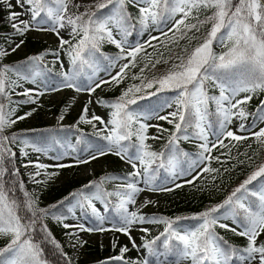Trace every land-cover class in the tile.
I'll return each mask as SVG.
<instances>
[{"label":"snow or ice","instance_id":"snow-or-ice-1","mask_svg":"<svg viewBox=\"0 0 264 264\" xmlns=\"http://www.w3.org/2000/svg\"><path fill=\"white\" fill-rule=\"evenodd\" d=\"M0 3L9 9H21L19 12L10 10L7 17L15 35L24 36L35 30L54 32L60 38L56 51L29 57L22 65H0V97L10 103L8 87L13 90L17 86L22 87L20 80L36 84L38 79L46 78L54 71L56 63L61 68L57 73L59 82L49 81L45 85L46 91L67 88L91 95L104 84H122L130 71L138 67V57L143 56L147 61L139 73L131 75V79L139 83L129 84L113 100L101 98L95 101L111 109L107 121L95 113L90 115L89 105L93 101L89 100L76 125L72 126L78 129L79 124H91L96 129L97 122L103 126L95 134L104 143L88 144L83 151L90 154L84 158L77 156V164H87L112 154L133 169L125 176L106 175L85 185L92 191L72 193L74 202L65 198L71 219L78 220L75 209L79 208L85 217L91 215L95 218L92 226L80 222L65 223L69 216L59 208L64 201L51 206L58 209L56 212L39 207V196L29 192L21 179L13 145H23L21 152L25 157L29 155V148L45 154L48 148L18 134L6 135L7 128L30 117L33 112L28 111L12 119L16 109L6 110V105L0 103V237L9 238L8 243L0 248V264H72L63 245L45 222L49 218L65 229H75L68 235L77 240L81 232L122 233L128 237L132 248L138 252L144 250L143 258L134 264H264V181L255 189L249 188L258 178L264 177V165L223 203L191 217L145 215L141 209L155 203L147 197L140 208L130 209L144 191H173L183 187L176 183L180 177L196 172L193 180L186 181L193 183L203 173L219 172V169L211 167L213 159L220 161L219 156L211 155L214 149L228 148L229 152H221V155H230L231 148L235 147L233 142L247 140L250 136L256 143L264 145V128L253 131L264 123V100L260 101L254 113L247 108L258 92H264V0H93L83 5L74 0H16L14 5L11 0H0ZM130 5L137 9L135 14L129 10ZM82 6L84 11L81 12ZM71 8L76 11H70ZM201 9L214 11L201 20ZM206 24H210V28L202 37L197 36ZM64 29H68L70 39L60 35ZM152 32L160 35H152ZM134 34L137 39L130 41ZM145 34L146 40L143 39ZM181 40H187L189 44L192 40L199 42L191 51L185 46L182 54L165 57L161 47L171 51L170 46L179 45ZM23 43V40L15 42L10 50L15 52ZM105 43L114 45L119 52L107 55L102 51ZM148 48L153 52H147ZM61 52L68 58V71L63 70L64 64L59 59ZM8 54L9 50L0 46V60ZM46 55L57 58L52 68L43 63ZM169 60L175 62L163 75L150 78L145 74L146 70L155 69L160 63L168 64ZM116 68L119 71L112 75ZM100 71L110 79L101 78ZM9 73H14L17 80H10ZM152 89L155 90L150 91ZM161 93L173 95L161 97ZM241 94L244 95L241 97ZM18 95L26 97L19 103L35 104L45 91L26 89ZM152 97L158 98L154 105L139 103ZM66 112L67 107L58 117L60 121ZM249 117L251 123H248ZM149 121H163L171 129ZM150 128L156 129V133L149 135ZM164 133L168 134L164 149L153 151L148 141L161 139ZM226 140L228 144H225ZM181 141L198 142L199 151L195 157L180 148ZM64 155L67 153L52 159L59 161ZM185 158L190 163L181 168ZM205 162L208 163L205 165ZM201 165L205 166L201 168ZM22 166L35 169L28 173L31 182L46 185L59 175V172H48L47 169L73 165L28 161ZM41 176L44 178L40 179ZM113 181L121 183L116 184L113 191H107L104 185ZM170 184L174 187H168ZM18 191L22 195L18 196ZM113 197L115 202H112ZM94 201L110 208L113 215L106 217ZM189 219L197 223H180ZM106 223L110 227H106ZM144 224H163L164 231L147 239L150 230L138 228L146 234L141 237L142 244L138 245L131 233L134 226ZM217 228L243 237L246 243L242 246L231 243L217 232ZM83 243L86 241L80 242L81 247ZM115 246L116 241H113ZM128 251L129 247L124 245L120 255L110 260L124 261V254Z\"/></svg>","mask_w":264,"mask_h":264},{"label":"trees","instance_id":"trees-1","mask_svg":"<svg viewBox=\"0 0 264 264\" xmlns=\"http://www.w3.org/2000/svg\"><path fill=\"white\" fill-rule=\"evenodd\" d=\"M129 10L132 11L134 14L136 13L135 8H133L131 5L129 6ZM103 11H107V9H104ZM99 14V13H98ZM8 13L5 12V9L0 7V34H14V30L11 27L10 22L8 21ZM199 18L201 16L199 15ZM203 20V19H202ZM195 22V21H192ZM206 25H204L201 28V31L197 33V36H203L204 33H206ZM160 35V33H158ZM191 35V34H190ZM76 39H79L77 37ZM131 40L137 39L136 35L134 34L132 37L129 38ZM162 39H165L162 37ZM76 41L73 40V43ZM199 41L198 40H192L191 44L188 43L187 40H181L179 42V45H171V51L164 49L161 47V51H164L165 57H168L169 55H177L182 54V50L185 46L188 47L189 51H191V48L194 47ZM153 43H158L154 41ZM59 46L52 45L50 47H43L41 44L39 47H35L34 44H30L28 46V52L20 56L18 58H13L10 61V66L14 65H22L25 61L28 60L29 57L32 56H38V54L43 52H52L58 50ZM102 51L106 53L109 56L116 55L119 50L116 47H110L108 43L103 44ZM147 52L151 53L153 52L152 48H148ZM1 62V60H0ZM147 61L144 59L141 63V66L136 69V71L129 73L128 78L124 80V82L127 83V85L132 83H139V81H133L131 79V75L133 73H139L140 68L144 66V63ZM175 62L174 60H169L168 64L160 63L156 65L155 69H148L146 70L145 74L148 75L150 78L151 76H160L165 73V71L170 67V65ZM44 63V62H43ZM46 64L49 68H52L53 66L47 63ZM70 68V67H69ZM61 69H54L53 72H51L49 75H51L55 80L59 81V77L57 73H59ZM12 74V78H16V75L14 73ZM10 91V87L7 89ZM155 89H152L150 91H154ZM257 98L253 100L252 108H249V112H255L257 106L260 104L261 100H264V92H258ZM121 94L118 93L115 90H109L107 94L103 95L104 100H113L117 97H119ZM164 95H173V93H161V97ZM26 99V97L18 95L13 93L11 95V103L8 99L4 97H0V103H3L6 105L7 108H18L20 105V101H23ZM158 98L152 97L150 100H144L140 101L139 103L143 106H149L154 105L157 103ZM50 110H55L57 112V116L59 117L61 113L63 112L62 103H58L57 105L48 106ZM132 107H136L133 105ZM57 119L52 124H34L32 127L26 129L23 128V126H18V130L20 132L18 135L27 138L31 142H37L39 145L47 147V148H53L57 150L58 152H62L64 150V147L67 143V141L71 138L73 140V147L76 149V151L81 152L85 150L88 147V144H97V143H104L100 140V137L95 134V129L93 128V125L91 124H79L78 129L76 127H72L73 125H76L77 121L79 120L80 114L71 117L70 121L66 123H61V121ZM248 123H251V117H249ZM97 126V123H96ZM83 134V139H81V135ZM168 135L167 133H165ZM167 137L151 146L153 151H161L164 149V146L166 144ZM229 141L226 140L225 144H228ZM235 144V147H232V149L238 150V152L235 155H221V152L228 153V148H217L214 149L211 155L213 157L219 156L220 161H216L213 159L211 161V167L219 169V172L216 173H203L198 179H195L193 183H186L188 180H193V178L196 176V172L192 173L190 177L185 179L184 181L179 182V184H182L183 187L180 188H174L173 191H163L159 192V199L165 200L166 205L169 206L168 209L163 211H157L152 210L149 213H143L145 215L151 216H164V217H191L193 215L199 214L203 212L204 210L214 206L223 203L227 197L226 194L230 193L232 191V187H239L254 171H256L261 165L264 163V145L256 144V143H248L247 140L240 141V142H233ZM251 145V147H249ZM23 148V145L16 144L13 145V150L17 152V157L19 160L21 149ZM180 148L184 151L192 154L193 157L196 156L199 149L195 145V142L193 141H181ZM190 163L187 158H185L181 163V168H184L187 166V164ZM208 162H205V165ZM205 165H202L204 167ZM200 169H197V172ZM131 170H128L123 167H115L110 168L108 170H105L96 176H93L87 185H89L93 181H99L102 177L106 175H115V176H125L128 173H131ZM161 176H163V170H161ZM214 177V178H213ZM7 179V177H6ZM21 179H23L25 187L27 189V183L29 176L28 174L21 172ZM209 179V180H206ZM261 181H264V177L258 178L257 181H254L253 184L249 185V188H257ZM113 185H104L107 191H113L115 189L116 184L121 183V181H113ZM222 182L224 184L223 188H217L214 186L215 183ZM168 187H174V185H168ZM60 189V188H59ZM90 188H85V186H76L75 183H70L66 185V187H63L60 189V191L56 190L54 192L53 200L50 204L45 206L44 208L49 209L52 212L58 211L56 208H51L52 205L59 204L60 201H64V205H60L59 208L64 212V214L71 216L70 213H67V209L65 205L68 204V200H65L66 197H68L70 200H72L71 192H80V191H86ZM219 189V190H218ZM28 190V189H27ZM29 191V190H28ZM18 196L22 195L19 191L16 193ZM36 195V194H34ZM40 197V194H39ZM115 197L112 198V202H115ZM90 211V210H89ZM221 211H224L223 209ZM104 215L111 216L113 215V212L110 210V208H106ZM90 218L93 219L95 222V218L89 215ZM48 225H50V229L55 236V238L59 241L60 234L68 233L69 229H65L62 224L58 223L57 221L49 218L45 221ZM231 221H226V223H229ZM180 223L184 225H194L197 222L194 220H181ZM217 232H219L221 235H223L227 240H229L231 243L242 246L246 243L243 237L234 235L231 232H226L223 229H216ZM146 234H144L143 237H145ZM155 236H158L157 234H151L147 235V239H151ZM8 243V239H1L0 240V248L4 246V244ZM63 245V250L66 253L69 249L65 244ZM95 251L98 254V261L96 264H102V262H105V264H125V261L127 264H134L139 259H142L143 257L137 256L135 254L131 253H125L124 254V261H116L114 259L110 260V258L119 256L120 253L117 250H114L113 247H104L100 244L92 245ZM106 254V256H105ZM74 264V263H72Z\"/></svg>","mask_w":264,"mask_h":264},{"label":"rangeland","instance_id":"rangeland-1","mask_svg":"<svg viewBox=\"0 0 264 264\" xmlns=\"http://www.w3.org/2000/svg\"><path fill=\"white\" fill-rule=\"evenodd\" d=\"M16 0H11V3L14 5ZM74 2H79L82 5L84 3H92L93 0H74ZM0 7L5 9V12L9 13V11H16L19 12L21 9L19 7H14L12 9H9L5 7L3 3H0ZM136 12L137 9L135 8ZM70 11H76V9L71 8ZM79 11H84L83 6L79 9ZM214 9H201L199 12V15L201 16V20L205 19V17L209 16L212 14ZM26 18V17H24ZM179 18V17H177ZM206 29L208 30L210 28V24H206ZM206 30V32H207ZM68 29L61 30L60 35L63 36L64 39H70V37L67 34ZM152 35H158V32H152ZM59 37L56 35L54 32L50 31H29L27 32L24 36H19V35H11V34H0V46H2L5 49L9 50V54L6 55L3 60H1L0 65H9L10 66V61L13 58H18L20 56L25 55L28 52V46L32 43L34 46L37 48L40 46V44L43 47H50L52 45H57L59 46ZM143 39H147V34L143 37ZM20 40H23L24 43L21 45L20 48H18L15 52H12L10 49L11 47L15 46V42H19ZM9 41H12L13 43H9ZM110 47H115L114 45L109 44ZM226 50V49H225ZM217 51H220V49H217ZM45 53V52H43ZM42 54V53H40ZM38 54V55H40ZM56 57L53 55H46L44 63L50 64L53 66V62L56 61ZM59 59L63 62L64 64V71L69 70V63H68V58L67 56L61 52ZM144 60L143 56H140L137 58V63L138 67L135 69H132L130 73L136 71L141 66L142 61ZM124 61H122L123 63ZM61 69L60 64L56 63L55 64V69ZM119 71L118 68L114 69L112 71V75H115V73ZM9 78L10 80H17L16 78H12V74L9 73ZM101 78L104 79H110V77L104 72L100 71L99 73ZM59 82L55 80L51 75L45 77H41L38 79L36 84H32L26 80H20L19 84L21 86L15 87L13 90L10 87V93L11 95L13 93L18 94L20 92H23L26 89H33L35 91H45V95L38 97V102L35 104H21L19 105L18 108H16L15 115L12 117V119H16V117L24 115L28 111H32L33 114L30 117H27L24 120H18V122L11 127L7 128L5 130L6 135H12V134H18L20 130H18V126H23V128H30L34 124H52L56 119H57V112L55 110H50L48 106L52 105H57L58 103H62V108L63 111L67 107V112L64 115L63 121L61 123H66L70 121L71 117H74L78 114L81 115L82 109L85 106V104L88 103L89 100H92L93 103L89 105V113H95L98 116H101L105 119V121L108 120L109 118V112L111 109L102 107L99 104L95 103L96 100L98 99H103V95L107 94L109 90H115L118 93L121 94V92L128 86L126 82H123L119 86H115L113 84H104L100 88H97L94 93L89 95L86 92L83 93H77L72 89H63L61 91H52L48 92L46 91L45 85L49 82ZM244 94H241V97ZM256 94L251 102L247 105L248 111L250 110L249 108H252L253 100L257 98ZM34 110V111H33ZM171 111V109H169ZM149 123H160L162 124L165 128L171 129V126L168 125L167 123L163 121H149ZM103 126L100 125L97 122V126L95 131L99 130ZM260 128H264V123L259 124L253 131H259ZM156 133V129L150 128L149 129V135H153ZM245 135H250L249 133H244ZM167 137V135L164 133L163 138L161 139H156V140H149L148 143L152 146L153 144L160 142L164 140ZM248 143H256L254 137H251L247 139ZM73 140L71 138L69 139L68 144L66 145L65 150L62 152H58L57 150L53 148H48L47 153H37L33 152L30 148L27 149L29 155L27 157L23 156L22 152L20 154L19 160H16V166L20 168V172L28 174L29 172L35 171L34 168H24L22 165L28 163V161H33V162H40V163H45L49 165H54L57 163H62V164H70L73 165L72 167H65V168H49L47 169L48 172H59L58 176L53 177L51 180L46 185H41V184H35L31 182L28 179L27 183V189L29 192L36 194L39 197V207L44 208L48 204H50L53 200V195L56 190L60 191L63 187H66V185L70 183H75L76 186H85L88 184L89 180L93 177L96 176L97 174L108 170L110 168H115V167H123L128 170L133 171L131 168V165L126 163L125 161L121 160L118 156L108 154L105 156H101L95 160H91L90 163L87 164H77V156H80L81 158H84L85 156L89 155L90 153L85 152V151H72L73 147ZM198 142H195V145L197 146ZM226 143V141H225ZM93 144V143H92ZM258 144V143H256ZM238 152L236 149L231 150V154L235 155ZM62 153H67V155H64L63 158L59 161H56L52 159V157H55L59 154ZM264 165V163H263ZM202 166V165H201ZM200 166V167H201ZM199 169V168H198ZM194 173V172H193ZM191 176V175H190ZM190 176H183L180 177L176 183H179L181 181H184ZM40 179H43L44 177L41 176L39 177ZM209 180V179H206ZM114 182L111 183H106V185H113ZM171 185V184H170ZM142 186V185H141ZM215 187L222 189L224 184L222 182H218L214 184ZM238 187V186H237ZM237 187H232V191L228 194H226L225 197H228L231 195V193L237 188ZM60 188V189H59ZM219 190V189H218ZM92 189L84 191L85 193L91 192ZM75 191L71 192L74 193ZM149 198L153 201H155L154 204H149L147 207H143L141 209L142 213H149L152 210H157V211H163L169 208L168 205H166L165 200L159 199V192H148L144 191L139 194L137 197L136 205L130 206L131 210H135L136 208H140L141 204L145 200V198ZM74 199L72 197V200L74 202ZM96 204L97 208L100 209L103 214L105 213L106 208L104 207V204L99 202V201H94ZM75 214L78 217V220H72L71 216H69V219L65 221V223L69 224H74L77 222L84 223L86 226H92L95 222L93 221L92 218L89 216L85 217L84 214L80 211L79 208L75 209ZM231 223V222H229ZM183 224V223H182ZM48 225V224H47ZM106 227H110L109 224L106 223ZM50 229V225H48ZM140 227H144L150 230L151 234H157L159 235L161 232L164 231V225L163 224H144V225H136L133 227L132 230V236L136 239V243L142 244L141 237L144 236L145 233L138 231L137 229ZM51 230V229H50ZM72 231H75V229H69L68 233H63L60 234V239L59 242L61 244H65L69 249L67 250V255L71 258L72 263L74 264H96L98 261V254L93 248L92 245L95 244H100L104 247H113V241H116V246L115 248L113 247L114 250H117L120 253V249L122 246L127 245L130 249L127 253L135 254L137 256L143 257L144 256V250L141 249V251H137L136 249L132 248V245L128 239L127 236L123 235L122 233L118 232H94V233H88V232H81L79 233V240H77L76 237H70L68 234ZM1 239H8V237H0ZM245 240V239H244ZM81 241H86V243H83V246H80ZM6 244H4L5 246ZM3 246V247H4ZM106 256V254H105Z\"/></svg>","mask_w":264,"mask_h":264}]
</instances>
